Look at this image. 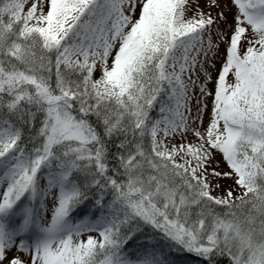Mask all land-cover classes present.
<instances>
[{
	"label": "snow or ice",
	"instance_id": "1",
	"mask_svg": "<svg viewBox=\"0 0 264 264\" xmlns=\"http://www.w3.org/2000/svg\"><path fill=\"white\" fill-rule=\"evenodd\" d=\"M0 264H264V0H0Z\"/></svg>",
	"mask_w": 264,
	"mask_h": 264
},
{
	"label": "rangeland",
	"instance_id": "2",
	"mask_svg": "<svg viewBox=\"0 0 264 264\" xmlns=\"http://www.w3.org/2000/svg\"><path fill=\"white\" fill-rule=\"evenodd\" d=\"M226 183H231V181H227Z\"/></svg>",
	"mask_w": 264,
	"mask_h": 264
}]
</instances>
